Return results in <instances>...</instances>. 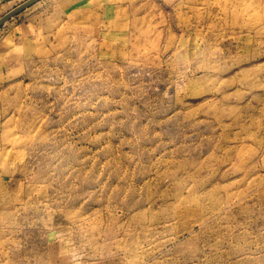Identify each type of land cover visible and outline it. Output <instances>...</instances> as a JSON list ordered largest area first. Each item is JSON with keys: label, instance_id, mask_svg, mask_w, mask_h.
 <instances>
[{"label": "rangeland", "instance_id": "obj_1", "mask_svg": "<svg viewBox=\"0 0 264 264\" xmlns=\"http://www.w3.org/2000/svg\"><path fill=\"white\" fill-rule=\"evenodd\" d=\"M21 24L0 264H264V0H41L0 37Z\"/></svg>", "mask_w": 264, "mask_h": 264}, {"label": "crops", "instance_id": "obj_2", "mask_svg": "<svg viewBox=\"0 0 264 264\" xmlns=\"http://www.w3.org/2000/svg\"><path fill=\"white\" fill-rule=\"evenodd\" d=\"M14 0H0V9ZM34 31V32H33ZM34 25H17L11 35L0 37V83L1 80H9L15 76L14 66L21 58L27 57L29 45L33 42L36 34ZM2 34V29L0 30Z\"/></svg>", "mask_w": 264, "mask_h": 264}, {"label": "water", "instance_id": "obj_3", "mask_svg": "<svg viewBox=\"0 0 264 264\" xmlns=\"http://www.w3.org/2000/svg\"><path fill=\"white\" fill-rule=\"evenodd\" d=\"M41 0H29L26 3H24L23 5L19 6L18 8H16L14 11L10 12L8 15H6L4 18H2L0 20V28L7 22L9 21L11 18L15 17L16 15H18L19 13L23 12L24 10L28 9L29 7L33 6L34 4H36L37 2H39Z\"/></svg>", "mask_w": 264, "mask_h": 264}, {"label": "bare ground", "instance_id": "obj_4", "mask_svg": "<svg viewBox=\"0 0 264 264\" xmlns=\"http://www.w3.org/2000/svg\"><path fill=\"white\" fill-rule=\"evenodd\" d=\"M27 1H29V0H27ZM27 1H26V2H27ZM26 2H24V3H26ZM24 3H23V4H24ZM23 4H21V5H23ZM21 5H19V6H21ZM19 6H18V7H19ZM18 7H16V8H18ZM16 8H15V9H16ZM11 9H12V8H11ZM15 9H13L12 11H14ZM12 11H10V12H12ZM10 12H9V13H10ZM9 13H8V14H9ZM8 14H6V15H8ZM6 15H5V16H6ZM5 16H3V18H4Z\"/></svg>", "mask_w": 264, "mask_h": 264}]
</instances>
